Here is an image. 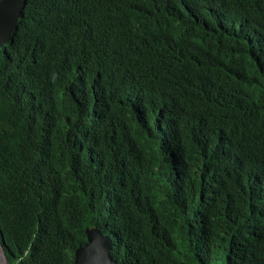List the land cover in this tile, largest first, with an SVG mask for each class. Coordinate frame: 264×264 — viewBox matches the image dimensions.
<instances>
[{
	"label": "trees",
	"instance_id": "trees-1",
	"mask_svg": "<svg viewBox=\"0 0 264 264\" xmlns=\"http://www.w3.org/2000/svg\"><path fill=\"white\" fill-rule=\"evenodd\" d=\"M0 228L4 264H73L87 228L118 264H264V0H28Z\"/></svg>",
	"mask_w": 264,
	"mask_h": 264
},
{
	"label": "water",
	"instance_id": "water-1",
	"mask_svg": "<svg viewBox=\"0 0 264 264\" xmlns=\"http://www.w3.org/2000/svg\"><path fill=\"white\" fill-rule=\"evenodd\" d=\"M27 0H2L0 2V50L10 41L17 29ZM87 242L75 251L73 264H118L112 257V240L98 228L86 229Z\"/></svg>",
	"mask_w": 264,
	"mask_h": 264
},
{
	"label": "clouds",
	"instance_id": "clouds-1",
	"mask_svg": "<svg viewBox=\"0 0 264 264\" xmlns=\"http://www.w3.org/2000/svg\"><path fill=\"white\" fill-rule=\"evenodd\" d=\"M2 1V0H1ZM0 1V2H1ZM27 3H28V0H27ZM27 6V5H26ZM26 6H25V8H26ZM25 8L23 9V11H22V16L20 17V19H19V22H18V26H17V29L13 32V34H12V38L10 39V41H8L7 43H5V44H3V46L1 47V50H0V53H1V51H2V49H3V47L6 45V44H8V43H10L12 40H13V38H14V35H15V33L17 32V30H18V27H19V23H20V20L22 19V17H23V12H24V10H25ZM101 231V230H100ZM0 234H2V231H1V228H0ZM2 236H3V234H2ZM105 236V235H104ZM108 236V235H107ZM87 237V236H86ZM110 237V236H109ZM111 238V237H110ZM2 240V239H1ZM112 240V239H111ZM2 243H3V241H2ZM112 244H113V242H112ZM3 246H4V244H3ZM76 251V250H75ZM75 255V254H74ZM73 261H74V259H73Z\"/></svg>",
	"mask_w": 264,
	"mask_h": 264
},
{
	"label": "bare ground",
	"instance_id": "bare-ground-1",
	"mask_svg": "<svg viewBox=\"0 0 264 264\" xmlns=\"http://www.w3.org/2000/svg\"><path fill=\"white\" fill-rule=\"evenodd\" d=\"M174 191V190H173ZM174 193V192H173ZM181 194V193H180ZM0 264H4L3 263V259H2V255H1V253H0Z\"/></svg>",
	"mask_w": 264,
	"mask_h": 264
}]
</instances>
